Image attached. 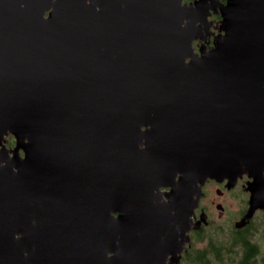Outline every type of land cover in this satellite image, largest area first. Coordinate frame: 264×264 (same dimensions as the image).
<instances>
[{"label":"water","instance_id":"95a60500","mask_svg":"<svg viewBox=\"0 0 264 264\" xmlns=\"http://www.w3.org/2000/svg\"><path fill=\"white\" fill-rule=\"evenodd\" d=\"M244 175L249 221L264 0H0V264H179Z\"/></svg>","mask_w":264,"mask_h":264},{"label":"flooded vegetation","instance_id":"af4514ba","mask_svg":"<svg viewBox=\"0 0 264 264\" xmlns=\"http://www.w3.org/2000/svg\"><path fill=\"white\" fill-rule=\"evenodd\" d=\"M184 1L190 3L195 0ZM208 20L212 23L211 32L217 34L219 15L212 13ZM201 46L209 49L212 38H208L206 42H194V51L198 52ZM13 146L14 140L13 145L7 148ZM247 182L248 178L244 175L228 190L226 181L221 184L207 181L202 189L204 196L192 217L193 226L200 221L201 216L204 219L197 229L188 233L189 242L181 253L179 264H194L196 252L206 253L215 245L225 255L224 261L230 259L229 262L233 264H264V205L254 210L249 221H244L249 201V193L245 189ZM209 194L216 195L217 198H209ZM244 236L251 244L250 248L240 246ZM248 255L249 261L243 263Z\"/></svg>","mask_w":264,"mask_h":264},{"label":"trees","instance_id":"16d2710c","mask_svg":"<svg viewBox=\"0 0 264 264\" xmlns=\"http://www.w3.org/2000/svg\"><path fill=\"white\" fill-rule=\"evenodd\" d=\"M12 145H13V139L11 137H9L7 139V146L9 147ZM216 246L217 245H215L213 248H211L206 253L204 251L203 252H196V255L194 258V264H233V263L229 262L230 259H227L226 261H224L225 255L223 254V252L219 251V248L218 249L215 248ZM240 246L250 248L251 244L246 241V237L244 236ZM249 256L250 255L247 256L248 258L246 260H244L243 263H247L249 261V259H250ZM226 257H227V255H226Z\"/></svg>","mask_w":264,"mask_h":264},{"label":"rangeland","instance_id":"374dc122","mask_svg":"<svg viewBox=\"0 0 264 264\" xmlns=\"http://www.w3.org/2000/svg\"><path fill=\"white\" fill-rule=\"evenodd\" d=\"M211 197H213V198H217L216 195H211V194H209V198H211ZM239 198H240V197H239Z\"/></svg>","mask_w":264,"mask_h":264}]
</instances>
